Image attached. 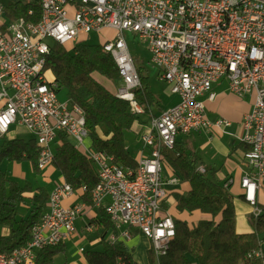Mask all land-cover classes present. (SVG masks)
<instances>
[{"label":"built area","instance_id":"obj_1","mask_svg":"<svg viewBox=\"0 0 264 264\" xmlns=\"http://www.w3.org/2000/svg\"><path fill=\"white\" fill-rule=\"evenodd\" d=\"M40 4L38 22L25 18L5 19L0 0V136L13 125L30 131L39 146L38 167H49L55 157L54 143L66 132L94 162L98 183L92 190L94 208H104L118 233L111 243L129 241L135 230L148 238L159 264L175 237L172 214L163 211L168 186L179 177L165 175L164 150H173L179 135L226 128L222 117L211 120L205 99L215 100L213 85L226 81L229 91L240 97L256 94L244 116L242 141L250 146L240 178L242 199L259 217L264 194V0H31ZM113 30L115 38L104 51L115 59L122 76L117 96L143 114L134 90L141 80L124 32L137 34L146 43L158 76L179 101L151 118L141 143L147 155L138 165L126 167L108 154L91 148L83 111L60 101L57 85L43 70L50 42L75 44L83 35ZM199 171L205 168L199 166ZM229 178L225 186L230 187ZM86 191V186L82 187ZM77 191L67 182L56 185L31 240L10 255L0 253V264H34L39 251L71 239L84 202L65 205ZM95 223L86 226L94 231ZM250 257L264 261L263 246Z\"/></svg>","mask_w":264,"mask_h":264},{"label":"trees","instance_id":"obj_2","mask_svg":"<svg viewBox=\"0 0 264 264\" xmlns=\"http://www.w3.org/2000/svg\"><path fill=\"white\" fill-rule=\"evenodd\" d=\"M41 15L40 4L36 1L18 0L5 7V19L9 22L25 18L36 23ZM86 39L82 36L75 44L50 42L43 72L50 83H56L57 94L66 90L68 103L83 111L91 148L112 156L117 163L135 168L138 160L128 149L125 133L135 124H147L154 115L153 109L160 106V99L151 89L144 64L136 66L141 86L134 92L145 112L134 113L128 101L119 98L95 77L97 73L119 85L122 76L115 59L104 51V43L90 44ZM9 131L0 136V228L9 227L7 235L0 232V253L7 255L31 240L33 227L40 222L52 191L43 186L37 189L22 186L9 178L3 168L5 161L29 160L35 172L42 171L38 167L36 139L10 138ZM238 148L244 159L250 146L242 141L232 151L235 153ZM54 151L51 166L61 173L63 182L69 183L77 192L86 186L80 197L93 205L91 193L98 183V172L92 159L76 148L75 141L66 132L60 133ZM163 153L179 182L186 183L188 189L168 192L171 207L165 202L163 209H171L176 234L159 264H264L263 259L249 256L264 243V194L258 202L262 214L259 217L249 215L252 231L241 233L237 230L235 195L231 186L215 180V170L204 166L186 143L177 141L173 150ZM201 165L204 172L198 169ZM23 205H27L26 214L17 221L19 208ZM97 212L98 219L92 221L97 224L102 247L86 250V263L140 264L124 242L108 241L107 235L118 233V229L104 208H98ZM63 247V243L45 247L38 252L34 264H56L55 256L63 252ZM148 264H157L152 246L148 250Z\"/></svg>","mask_w":264,"mask_h":264},{"label":"crops","instance_id":"obj_3","mask_svg":"<svg viewBox=\"0 0 264 264\" xmlns=\"http://www.w3.org/2000/svg\"><path fill=\"white\" fill-rule=\"evenodd\" d=\"M109 90H111V89H109ZM111 91H113V90H111ZM213 91L217 95L215 100L211 101V100L205 99V106H206V109L208 111V113H207L208 117L211 120H214V119H216L218 117L226 118V119H228L231 122V126L226 127V128H216V127H214V128H212V129H210L208 131H196V132H192L190 134L179 135V137L177 138V141L186 143L187 147L189 148V151L195 153L204 162L203 163L204 166H208V167L211 166V168H214V165L211 164V163H208L207 160L203 157L205 152H206V148L207 147L212 146L216 153L219 152L221 155L224 156V158H225L224 165L226 166L227 170H226V175H223V173L221 174V180H224L223 184L229 178H231L233 180V183L231 185L230 190L235 195L236 213H237V216H238V208H237L236 196H238V194H239V197L241 198V201H243L245 204H247L241 197V188H240V178L243 175V171L245 169V163H244V159H242L241 149L240 148L236 149L235 153L232 151V149H233V147H236L240 142H242L241 139H242L243 134H244V128H243L244 116L248 112L251 111V109H252V107L254 105V102H255L256 94L252 93V94L247 95L245 97L237 96L236 94H234V93L229 91L228 84H227L226 81L216 82L213 85ZM163 93L168 95V96H170L171 98H173L175 96L174 94L170 93L167 85L164 88ZM157 97H158V95H157ZM178 101H179V97H178V100L176 102L175 101L172 102L169 106L163 107L159 111H154V109H153V114L154 115L160 114L165 109H168L171 106L175 105ZM160 102H162L161 99H160ZM3 106H4V102H3V100H0V110L2 109ZM150 121L147 124H144V125L135 124L133 126L132 130H130L133 133V135H134V140H135L134 142L139 144L138 155L136 157H134L138 161L143 156L147 155V151L143 150V147H142V144H141V137H142L143 134H145V133H147L149 131V129H150V127H149ZM12 127H14V128H12ZM12 127L11 128L14 130L13 132H15V135L10 136V138H23L25 140H30L31 138H34V135L30 131H28L26 127H24L22 125H13ZM11 128H10V131H11ZM17 133H18V135H17ZM195 133L198 134V135H201V136H205V138L207 139V140L203 141L200 144L199 149L194 148V146L192 145L191 140L188 139L187 136H186V135H190V136L196 135ZM57 144H58V139L54 143V149L57 146ZM128 149H129V151L131 153V150H130L131 148L129 146H128ZM14 163H15V167H16V165L19 166V164L21 162L20 163L14 162ZM47 168H48L47 174H45L44 176L46 178H48L47 188H49V190H52L56 185H58L61 182H63V177H62L61 173L59 171L55 170L51 165L49 167H47ZM234 172H235V174H234ZM219 173L220 172H218V174ZM165 175L167 176V178H170L173 175H175V172L173 171V169L170 168L169 165H168L167 158H166V161H165ZM236 183H237V186H238V190H237L236 193H234L232 191V189H233L232 186L235 185ZM176 189H185V190H187L188 189V185L186 183H182L181 184L179 182L178 185H169L168 186V192H171L172 190H176ZM81 192H83V191L74 193L70 197L66 198L63 201V203L65 205H72L73 203H77V202L86 203L80 197ZM86 205H87V207H86L84 213L76 221V233L71 238V239H74V237H75V239H74V241H75L74 247L76 246V247H78L79 251H82V257H83L84 261H85L84 252L86 250H83V249L85 248V246L90 245L93 248L98 249L96 246L101 241L99 232L96 229V228H98L97 224H96L95 221H92L94 219H96V220L98 219L99 214L97 212V208H94L92 205H88L87 203H86ZM170 206H171V204H170ZM246 206H248V204ZM21 207H22V209H24V208L27 209V205H23ZM170 211H171V209H170ZM80 221L83 222L82 225H80ZM91 223H95L96 224V228H95L94 231L88 232L86 230V226L91 224ZM78 226H80V228ZM144 239H146L145 236H143L142 234L136 232L132 236L131 240L124 242L127 245V247L129 249H131L134 258L138 262H139V260L136 258L135 251L137 250V247L140 246L139 240L141 241V240H144ZM134 240H136V243H133ZM69 241H70V239L66 240L65 242H63V245H64L63 249L64 250L66 248V243L69 242ZM148 245L150 247V244H148ZM149 249L150 248H148V250ZM85 264H87L86 261H85Z\"/></svg>","mask_w":264,"mask_h":264},{"label":"rangeland","instance_id":"obj_4","mask_svg":"<svg viewBox=\"0 0 264 264\" xmlns=\"http://www.w3.org/2000/svg\"><path fill=\"white\" fill-rule=\"evenodd\" d=\"M5 5H9L13 2H16L18 0H1ZM86 36V41L90 44H100L107 40H111L115 38V32L113 30H104L103 32L99 33H90L89 35H83ZM124 36L128 42L129 48L131 50L134 62L136 66H139L141 64H144L146 72L149 74L150 77V85L151 89L154 93L158 95V97L161 99V104L158 107L154 108V111H159L163 107L169 106L172 102H176L178 100V96H174L171 98L170 96L163 93L164 88L166 87L165 83L160 80L158 76V68L151 62V54L148 50V47L146 43L143 42V40L140 39V37L137 34H134L133 32H124ZM95 77L99 79L100 82H102L104 85H106L109 89L113 90L115 93L118 91V89L122 86V81L120 84L116 85L113 81H110L106 77L95 74ZM177 97V98H176ZM58 98L60 101H67V92L66 90H62L58 94ZM176 98V99H175ZM208 113V111H207ZM149 127H151V123H149ZM14 128V127H12ZM11 128V131L9 132V136L15 135L14 130ZM228 130V129H227ZM194 134V133H193ZM196 134V133H195ZM18 135V133H17ZM188 139L191 140L192 145L194 148L199 149L200 144L207 140L205 136L201 135H186ZM26 137V136H25ZM185 137V136H184ZM126 143L131 148V155L133 157H136L138 155V147L139 144L135 143L134 141V135L131 131H126L125 133ZM186 138V137H185ZM142 144V143H141ZM203 156V155H202ZM208 163H211L214 165V179L220 181L223 183L224 180H221V174L226 175V166L224 165L225 158L223 155H221L219 152H215L214 148L212 146L206 148V152L203 156ZM168 160V158H167ZM168 165L170 168H172L170 161L168 160ZM216 165V166H215ZM210 166V165H209ZM211 167V166H210ZM3 168L7 172L10 179L15 180L19 182L22 186H31L34 189H37L40 186L47 187V181L48 178H46L44 175L47 174L48 168L42 170L41 172L37 173L33 169V164L29 160L22 161L19 166L16 165L14 162H8L5 161L3 163ZM218 172H220L218 174ZM235 174V172H234ZM55 179V178H54ZM232 191L234 193L237 192L238 186L237 183L232 186ZM174 191V190H172ZM171 191V192H172ZM169 198V197H168ZM167 198L166 200V206L169 205L170 200ZM237 200V208H238V216H237V230L241 233H247L251 232V226L249 223V215L251 214V208L250 206H246L243 201H241V198L236 196ZM171 207V206H170ZM165 212H171L169 207H166L163 209ZM26 214V209H22V207L19 208V214L17 216V221H19L24 215ZM172 214V213H171ZM82 221H80V225H82ZM80 228V226H78ZM0 232L3 235H7L9 233V227L8 226H2L0 228ZM75 239V237H74ZM74 239H70L69 242L66 243V248L63 252L59 253L55 256V263L56 264H85V261L82 257V251H79L78 247H74ZM140 242V248L137 247V250L135 251L136 258L139 260L140 264H148V248H151V242L148 238L144 240H139ZM149 242V243H148ZM133 243H136V240L133 241ZM150 244V247L149 245ZM98 249L102 247V245L97 244L96 246ZM93 247L90 245L85 246L83 250L92 249ZM264 248V243H263ZM140 250V251H139Z\"/></svg>","mask_w":264,"mask_h":264},{"label":"bare ground","instance_id":"obj_5","mask_svg":"<svg viewBox=\"0 0 264 264\" xmlns=\"http://www.w3.org/2000/svg\"><path fill=\"white\" fill-rule=\"evenodd\" d=\"M126 166V165H125ZM126 167H130V166H126Z\"/></svg>","mask_w":264,"mask_h":264}]
</instances>
